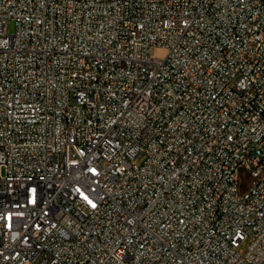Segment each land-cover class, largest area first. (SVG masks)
<instances>
[{"label": "built area", "instance_id": "built-area-1", "mask_svg": "<svg viewBox=\"0 0 264 264\" xmlns=\"http://www.w3.org/2000/svg\"><path fill=\"white\" fill-rule=\"evenodd\" d=\"M260 159L264 0H0V264H264Z\"/></svg>", "mask_w": 264, "mask_h": 264}, {"label": "bare ground", "instance_id": "bare-ground-1", "mask_svg": "<svg viewBox=\"0 0 264 264\" xmlns=\"http://www.w3.org/2000/svg\"><path fill=\"white\" fill-rule=\"evenodd\" d=\"M260 176H264V159H260L257 171L252 172H240V183H255Z\"/></svg>", "mask_w": 264, "mask_h": 264}, {"label": "rangeland", "instance_id": "rangeland-1", "mask_svg": "<svg viewBox=\"0 0 264 264\" xmlns=\"http://www.w3.org/2000/svg\"><path fill=\"white\" fill-rule=\"evenodd\" d=\"M4 27H5V31H6L7 33H11V32H13L14 29H15L14 21L11 20V19L7 20V21L5 22V26H4ZM155 53H156L157 55H161V54L164 53V51H163L162 49H157V50L155 51ZM140 159H141V158H139L138 161H140ZM2 172H3V170H2V168H0V173H2Z\"/></svg>", "mask_w": 264, "mask_h": 264}]
</instances>
